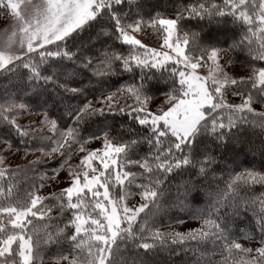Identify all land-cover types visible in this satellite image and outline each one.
Returning <instances> with one entry per match:
<instances>
[{"label": "snow or ice", "instance_id": "6c2138e0", "mask_svg": "<svg viewBox=\"0 0 264 264\" xmlns=\"http://www.w3.org/2000/svg\"><path fill=\"white\" fill-rule=\"evenodd\" d=\"M0 264H264V0H0Z\"/></svg>", "mask_w": 264, "mask_h": 264}, {"label": "rangeland", "instance_id": "374dc122", "mask_svg": "<svg viewBox=\"0 0 264 264\" xmlns=\"http://www.w3.org/2000/svg\"><path fill=\"white\" fill-rule=\"evenodd\" d=\"M236 70H239V66H236ZM12 163H13V165H15V164L17 163V161H16V160H13ZM20 163L22 164L23 162L20 161ZM45 191H46V190H45Z\"/></svg>", "mask_w": 264, "mask_h": 264}, {"label": "trees", "instance_id": "16d2710c", "mask_svg": "<svg viewBox=\"0 0 264 264\" xmlns=\"http://www.w3.org/2000/svg\"><path fill=\"white\" fill-rule=\"evenodd\" d=\"M151 2L155 3L156 0H151ZM160 2L163 3V0H160ZM256 143L259 144V141L257 140ZM242 159H243V157H242Z\"/></svg>", "mask_w": 264, "mask_h": 264}]
</instances>
